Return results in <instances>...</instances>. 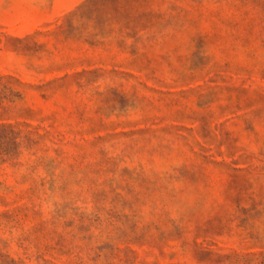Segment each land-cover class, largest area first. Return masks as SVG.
Here are the masks:
<instances>
[{"label":"rangeland","instance_id":"1","mask_svg":"<svg viewBox=\"0 0 264 264\" xmlns=\"http://www.w3.org/2000/svg\"><path fill=\"white\" fill-rule=\"evenodd\" d=\"M0 264H264V0H0Z\"/></svg>","mask_w":264,"mask_h":264}]
</instances>
